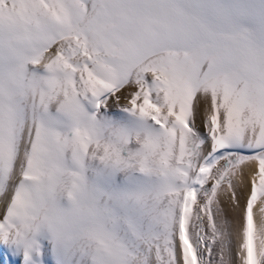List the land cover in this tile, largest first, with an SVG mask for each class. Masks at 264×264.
<instances>
[{"label":"snow or ice","instance_id":"obj_1","mask_svg":"<svg viewBox=\"0 0 264 264\" xmlns=\"http://www.w3.org/2000/svg\"><path fill=\"white\" fill-rule=\"evenodd\" d=\"M0 264H264V0H0Z\"/></svg>","mask_w":264,"mask_h":264}]
</instances>
